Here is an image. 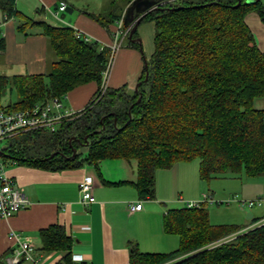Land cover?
<instances>
[{
	"label": "trees",
	"instance_id": "16d2710c",
	"mask_svg": "<svg viewBox=\"0 0 264 264\" xmlns=\"http://www.w3.org/2000/svg\"><path fill=\"white\" fill-rule=\"evenodd\" d=\"M132 1L118 0L116 6L109 2L105 13L92 16L109 26L126 15ZM236 2L156 0L157 7L140 20L154 24V49L144 60L137 86L102 90L108 47L77 38L70 26L22 14L15 0H0L3 19L14 18L19 30L40 27L56 56L46 73L0 75V97L7 87L16 94L8 108L25 109L53 97L61 99L78 85L97 83L94 98L82 110L63 118L54 130L34 129L12 136L0 156L48 170L96 164L104 158L133 159L136 177L130 182L140 198L154 197L155 170L177 161L197 158L204 181L226 173L264 174L263 110L253 106L255 97L264 96V51L244 21L249 11L264 21V3ZM137 17L128 14L130 21L123 23V29L131 28ZM130 28L124 37L140 47L136 29L129 37ZM83 144L84 155L78 150ZM208 205L200 201L196 206L168 208L163 230L178 236L177 248L142 252L132 244L129 264H264V222L244 230L237 224H214ZM39 238L41 250L61 251L54 264H73L72 237L62 225L40 229ZM3 257L0 253V264ZM18 264L28 263L22 257Z\"/></svg>",
	"mask_w": 264,
	"mask_h": 264
},
{
	"label": "crops",
	"instance_id": "0c3cea01",
	"mask_svg": "<svg viewBox=\"0 0 264 264\" xmlns=\"http://www.w3.org/2000/svg\"><path fill=\"white\" fill-rule=\"evenodd\" d=\"M26 1L15 0V7L22 14L34 20L62 24L50 14V10L55 9L60 0ZM63 1L67 3L65 10L60 13L63 21L88 35L99 46L109 48L117 29L116 22L104 26L92 16L105 13L108 6H96L98 12L94 13L88 10L87 0ZM92 1L95 4L99 2ZM261 2L264 3V0ZM80 3L87 5L79 6ZM29 4L33 12H29ZM244 21L255 44L264 51V21L255 11L247 12ZM0 31L4 38V48L0 50V75L37 74L49 70L56 56L49 48L47 37L40 27L31 26L19 30L16 20H4L0 11ZM136 33L140 47L130 44L126 36L121 39L120 46L113 54L107 86L116 88L126 84L129 88H135L144 60L150 57L154 49L153 22L140 21ZM7 89L9 93L14 91L12 87ZM96 89L97 83L94 81L72 88L61 98L63 109L73 112L82 110L93 98ZM253 106L263 110L264 118V96L255 97ZM78 150L84 155L86 145L79 146ZM3 163L5 174L20 187L29 202L8 217L0 216V253L8 255L18 246V242L26 241L32 246L30 253L37 264H54L62 255L61 251L40 249L39 230L54 223L62 225L66 234L72 237L73 264H129L132 244H136L142 252H170L177 248L179 239L176 234L163 230L162 219L166 210L184 200H199L202 193L212 197L221 194L217 188L202 192L203 181L198 174V161L194 159L177 161L169 168L156 169L152 198H140L130 182L136 177L133 159L104 158L96 164L84 163L80 167L59 170L18 163L10 158ZM84 175L94 178V201L88 204L79 202L81 193L78 182ZM230 175L235 174L226 173L213 178L230 179ZM258 176L263 174L248 177ZM139 200H142L141 207L131 211L129 205ZM208 212L210 222L218 223L216 219H219L218 213L221 211L213 209L210 212L208 209ZM261 221L264 219L244 225L243 230ZM11 231L16 236L11 235ZM26 262L33 264L31 261Z\"/></svg>",
	"mask_w": 264,
	"mask_h": 264
},
{
	"label": "built area",
	"instance_id": "2783aa9c",
	"mask_svg": "<svg viewBox=\"0 0 264 264\" xmlns=\"http://www.w3.org/2000/svg\"><path fill=\"white\" fill-rule=\"evenodd\" d=\"M67 3L60 0L55 9L50 10L51 16L55 20L61 21L63 25L69 26V24L61 18L60 13L65 10ZM117 29L113 33V41L109 45L110 55L106 63V67L103 71L101 80V89L104 90L107 86L106 80L109 75L110 66L113 58V54L120 46L121 39L126 35L128 28L123 29V17L116 22ZM74 34L77 38L84 41H92L91 38L78 29H74ZM94 98V96H93ZM92 98V99H93ZM75 112L63 109L61 99L59 97H53L46 101H39L32 104L25 109H10L6 105L0 102V141L8 140L12 136L34 129H48L54 130L63 118H71ZM94 185V178L91 175H84L78 182V188L81 193L79 200L82 204H88L94 201L92 194V188ZM182 199V198H180ZM232 199L225 200L229 202ZM239 204H246L248 207L254 205H260L262 203L261 198L252 199L249 201H242L236 197L233 199ZM200 201H204L208 204L222 203V200H216L209 195L203 194L199 200H184L186 205H198ZM224 201V200H223ZM27 196L20 189L14 181L9 178L4 171V163L0 160V216L8 217L12 213L18 211L26 204H28ZM142 205V200L129 205V209L136 210ZM11 235L16 236L14 232H10ZM32 246L26 241L18 242V246L12 250L11 253L3 257L4 264H18L23 257L25 260L29 259L33 264H37L35 259L31 256L30 251Z\"/></svg>",
	"mask_w": 264,
	"mask_h": 264
},
{
	"label": "rangeland",
	"instance_id": "374dc122",
	"mask_svg": "<svg viewBox=\"0 0 264 264\" xmlns=\"http://www.w3.org/2000/svg\"><path fill=\"white\" fill-rule=\"evenodd\" d=\"M117 1L99 0L100 3L96 2L95 4L92 0H87V2H89L87 8L88 10L96 13L98 12L96 6L105 5L106 7L107 5L109 6L111 2L113 3V5L115 4L116 6L117 3H119ZM26 2L31 3V0H27ZM82 4H85V6L87 5L86 3H80L79 6H82ZM30 8H31V4H29V12H33V10H31ZM99 12L101 11L99 10ZM28 14L33 15L34 13H28ZM50 21L52 22L53 20ZM7 88L0 97V102L2 104L7 103L9 101L14 102V100H16L15 92L11 91L9 93ZM6 144H7L6 140L0 141V150H2V148H4ZM36 144L37 146H39V141H37ZM32 148H34V146H32ZM6 159L0 156V160L6 162ZM194 161H198V159L196 158L194 159ZM230 177H231L230 179L211 178L209 180L210 182L201 179L203 181L202 192H209L208 191L209 189H215V188H217L218 192H221V194H216L215 197L213 198L216 200H222V203L220 204L213 203L212 205L208 206L210 212L213 209L221 211V213H218L219 219H216L218 220L217 221L218 223H214V224H237L240 226H244L250 224L253 219L258 218L260 216H264V174L263 176H258V177H248L246 174L240 173V174L230 175ZM235 197L242 201H249L256 198H261L262 203L260 205H254L253 207H248L246 204L241 205L237 201H234L233 199ZM227 199H232V200L226 202L225 200ZM183 203L181 202L175 203L176 205L173 207H181L184 205ZM248 214H250V217H248ZM27 261L30 260L27 259Z\"/></svg>",
	"mask_w": 264,
	"mask_h": 264
},
{
	"label": "water",
	"instance_id": "95a60500",
	"mask_svg": "<svg viewBox=\"0 0 264 264\" xmlns=\"http://www.w3.org/2000/svg\"><path fill=\"white\" fill-rule=\"evenodd\" d=\"M240 3V0H237V2L235 3V5H238ZM156 0H133L130 4V6L127 8L126 10V15H124L123 17V23L127 24L130 20L127 19V15L131 14V13H135L138 14V17L136 18V20L134 21V23L132 24L131 28H130V32H129V37L131 36L132 32L137 28L138 24L140 23L141 17L149 10H151L152 8H156ZM144 65L146 66V62H144ZM147 75L145 76L146 79ZM137 86V84L135 85V87ZM139 99V97H138ZM137 99V100H138ZM87 136L84 137V139H86ZM0 152L4 153V151L0 150ZM55 152H52L49 156H51L52 154H54ZM49 156H47L46 158H48ZM248 217H250V214H248Z\"/></svg>",
	"mask_w": 264,
	"mask_h": 264
}]
</instances>
